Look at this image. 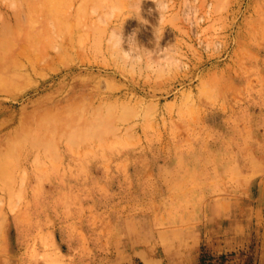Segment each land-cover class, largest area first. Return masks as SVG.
<instances>
[{
    "label": "rangeland",
    "instance_id": "rangeland-1",
    "mask_svg": "<svg viewBox=\"0 0 264 264\" xmlns=\"http://www.w3.org/2000/svg\"><path fill=\"white\" fill-rule=\"evenodd\" d=\"M167 3L0 0V264H255L264 0Z\"/></svg>",
    "mask_w": 264,
    "mask_h": 264
},
{
    "label": "crops",
    "instance_id": "crops-1",
    "mask_svg": "<svg viewBox=\"0 0 264 264\" xmlns=\"http://www.w3.org/2000/svg\"><path fill=\"white\" fill-rule=\"evenodd\" d=\"M264 186V184H263ZM255 201H258V206L257 208H253L252 206L249 209V218L248 221L249 223L252 222L253 218H255L256 222H264V190L261 191V193H259V196L257 197V199H255ZM254 212V213H253ZM255 214V215H253ZM252 215L254 217H252ZM234 221H230L229 226L227 228V235L224 239H222V242H218V244L216 242H213L211 247L209 248L210 253L212 254H222V253H226L227 251H231V250H237L239 249V247L241 245H245V243L247 242L248 238H249V234L247 233V231L244 229H242L241 232H236L235 230V224L233 223ZM262 225V224H261ZM264 226V224H263ZM261 242L256 247V260H255V264H264V229L261 231ZM216 241V239H215ZM199 254H197L196 258L198 257Z\"/></svg>",
    "mask_w": 264,
    "mask_h": 264
},
{
    "label": "clouds",
    "instance_id": "clouds-1",
    "mask_svg": "<svg viewBox=\"0 0 264 264\" xmlns=\"http://www.w3.org/2000/svg\"><path fill=\"white\" fill-rule=\"evenodd\" d=\"M155 3L160 12L168 11L167 0H155ZM124 42L125 37L123 32L117 29H113L109 34V43L114 51L118 53L117 58L129 67H135L143 63L144 53L141 49V46L137 43L136 32L133 31L127 36V49L123 47Z\"/></svg>",
    "mask_w": 264,
    "mask_h": 264
},
{
    "label": "bare ground",
    "instance_id": "bare-ground-1",
    "mask_svg": "<svg viewBox=\"0 0 264 264\" xmlns=\"http://www.w3.org/2000/svg\"><path fill=\"white\" fill-rule=\"evenodd\" d=\"M247 108V107H246ZM247 110V109H246ZM243 123V122H242Z\"/></svg>",
    "mask_w": 264,
    "mask_h": 264
}]
</instances>
